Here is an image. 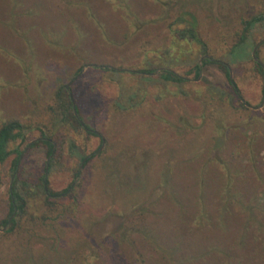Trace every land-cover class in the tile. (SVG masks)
I'll return each mask as SVG.
<instances>
[{
    "label": "trees",
    "instance_id": "trees-1",
    "mask_svg": "<svg viewBox=\"0 0 264 264\" xmlns=\"http://www.w3.org/2000/svg\"><path fill=\"white\" fill-rule=\"evenodd\" d=\"M53 2L0 0L1 40L5 37L7 43L14 41L15 32L28 26L18 40L26 43L32 55L36 45H42L56 59L65 63L73 60V73L91 64L92 70L115 83L116 96L95 105L87 115L81 113L76 102L74 114L71 99L60 85L51 99L49 129L18 118L0 124V163L14 155L9 167V209L0 220V264H25L23 254L32 264H87L82 262L87 259L81 257L83 249L94 258L90 264H264V118L241 100L236 81L229 79L230 69L249 65L262 79L264 93V39L254 57L251 54L257 41L255 33L264 31V11L240 14L236 25H220L217 20L213 27L217 33L211 39L203 30L198 9L190 7L197 0H161L158 7L164 24L159 28V42L146 37L150 32L147 21L140 19L149 7L148 0H62L58 6ZM41 32L44 36L62 33L63 41L46 42ZM139 33L142 37L136 36ZM148 44L152 47L147 48ZM128 54L135 57L130 66L117 67V63L104 59L119 55L129 59ZM0 60L14 65L3 54ZM206 65L216 66L225 75L226 84L201 82L199 77ZM199 84L203 88L195 96L201 98L205 111L204 128L187 116L174 123L164 118L162 122L169 121L183 133H175L173 128L165 133L164 129L153 141L152 136L142 139L156 146L163 143L172 152L170 162L163 165L167 177L160 200L134 207L101 241L93 242V232L88 228L79 246L69 245L62 222L73 215L69 207L60 208L59 203L70 186L50 190L46 177L58 154V148L53 154V129L63 133L84 131L97 137L104 104L115 117L117 112L142 111L154 85L173 87L170 92L175 97H191L192 86ZM209 110L220 115L218 120L207 117ZM179 120L183 123L180 126ZM206 124L210 126L206 128ZM33 130L38 131V139L28 148L44 145L49 161L37 183L30 184L20 178L18 168ZM164 133L166 137H161ZM68 147L70 155L77 156L82 165L97 156L81 153L74 141ZM179 154H184V159L175 161L174 155ZM157 169L154 183L164 171ZM78 173L76 168L74 175ZM40 197L46 207L39 204ZM75 227H82L81 219Z\"/></svg>",
    "mask_w": 264,
    "mask_h": 264
},
{
    "label": "rangeland",
    "instance_id": "rangeland-1",
    "mask_svg": "<svg viewBox=\"0 0 264 264\" xmlns=\"http://www.w3.org/2000/svg\"><path fill=\"white\" fill-rule=\"evenodd\" d=\"M53 1L54 6L62 5V0ZM73 1L79 3L82 0ZM135 1L139 3V0ZM148 1L147 6L149 7L144 9L140 19L147 21L150 32L146 37L161 42L159 28L162 29L164 24L158 7L161 0ZM163 4L165 8L169 5L168 3ZM85 6L88 5L85 3ZM190 7L198 9L196 11L202 21L206 36L213 39L217 33L213 29L218 23H216L217 20L220 25H236L240 14L251 15L264 11V0H197V3ZM122 17L128 19L125 15ZM109 20L108 24L111 25ZM27 27H20L19 31L14 34L16 39L10 40V43H7L5 37H2L1 40L0 35V55L3 54L7 61L14 64H2L0 60V124L9 118H18L33 126L39 124L43 130L45 129L44 125L49 129L52 118L49 107L52 105L51 99L54 91L60 85L65 87L71 99L72 108L77 102L83 115L93 111L95 105L114 99L117 91L115 83L101 76L97 70H92L93 65L86 64L79 73H73V60L65 63L62 59H56L52 54L48 55L42 45H36L34 55H32L26 43H19L18 40L21 33H26ZM41 35L46 42L54 44L60 43L63 38V34L58 35L57 32L48 36H44V33L41 32ZM66 35L69 36V33ZM138 35L142 37L140 33L136 36ZM263 36L264 31L255 33L256 43L261 42L264 39ZM16 43L19 44L15 45ZM146 47L150 48L152 45L148 44ZM128 57L129 59L119 55L114 59L112 57L104 59L113 65L117 63L114 66L120 67L118 66L120 64L130 66L134 63V54H128ZM119 61L121 62L118 63ZM179 71H183V69H179ZM231 72L232 79L234 78L240 90L241 100L245 103L248 102V106L253 110H259L260 119L264 118L262 79L253 74L249 65L231 69ZM199 79L201 82L226 84L225 75L214 65L204 66ZM91 88H96L97 92H90ZM202 88L201 84L194 85L191 97H175L170 92L174 89L173 87L154 85L150 88L145 107L142 108L143 112L139 110L117 112L119 114H116L115 117L108 111V104H104L97 122V133L99 134L97 137L87 136L84 131L71 132L67 130V133H63L56 128L53 129V132L51 129L49 130L53 136V154L57 148L58 154L52 162L49 174L46 175L48 188L53 191H61L70 186L67 194L60 198L61 202L59 203L60 208L69 207L72 211L70 215H73L62 222V228L69 245L79 246L82 235L88 228L93 232V242L101 241L119 227L124 217L134 207L160 200L167 177V171L163 165L170 162L172 157L169 158V155H172V152H169V148L165 149L163 143H161L162 146L152 144L153 138L160 136L164 129L165 133H169L171 128L175 133H183L182 128L169 125V121L162 122L164 118L170 119L172 120L170 122L174 123L181 116H187L197 127L204 128L205 111L201 98L195 96L197 91H201ZM206 114L207 117L211 118L212 116L216 120L220 116L210 110ZM177 123L179 126L183 124L181 120ZM260 124L263 125V122ZM209 126L206 124V128ZM141 133L144 135L143 137H140ZM165 133L161 137H166ZM38 135V131L33 130L18 168L20 178L30 184L37 183L38 177L42 175L43 168L46 164L48 166L49 161L44 145L39 144L28 148L32 142L38 139ZM149 136H152L151 143L142 140ZM71 141L76 142L79 151L86 156L91 153L97 154V156L82 165V161L77 156L69 153L68 146ZM183 146L181 144V148ZM198 151L201 152L202 149L199 148ZM13 156H9L3 163H0V220L6 217L9 209L8 190L12 183L9 167ZM174 157L175 161H178V159H184V154L174 155ZM157 167L161 168L160 171L163 168L164 171L162 178L154 183L153 180L158 179L156 176ZM76 168L79 170L77 176L74 175ZM73 187L71 194L70 190ZM39 204L44 206L42 197H40ZM80 219L82 227L76 230L75 226ZM63 243H66V240ZM88 244L91 245L89 242ZM72 253L73 250H71V255ZM8 254L12 256L11 250ZM102 254L104 253L100 251V255ZM82 256L87 258L82 261L87 264L94 260L88 249L81 251ZM22 257L25 264H32L31 260L27 258V254H23Z\"/></svg>",
    "mask_w": 264,
    "mask_h": 264
},
{
    "label": "water",
    "instance_id": "water-1",
    "mask_svg": "<svg viewBox=\"0 0 264 264\" xmlns=\"http://www.w3.org/2000/svg\"><path fill=\"white\" fill-rule=\"evenodd\" d=\"M260 43V41H258L256 44H255V46H254V48H253V50H252V56L254 57V53H255V50H256V48H257V46H258V44ZM229 79L231 80L232 79V72H231V69H230V72H229ZM73 110H74V112H75V107L73 106ZM46 166H47V164H46Z\"/></svg>",
    "mask_w": 264,
    "mask_h": 264
}]
</instances>
